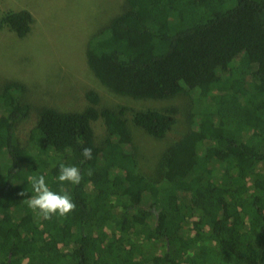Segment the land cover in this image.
<instances>
[{
    "label": "trees",
    "instance_id": "1",
    "mask_svg": "<svg viewBox=\"0 0 264 264\" xmlns=\"http://www.w3.org/2000/svg\"><path fill=\"white\" fill-rule=\"evenodd\" d=\"M33 21L27 9L9 10L0 27L24 37ZM85 55L116 94L192 96L191 128L151 178L139 168L128 115L164 138L177 107H98L90 89L86 108L65 111L31 103L24 83L0 79V264H264V0H125ZM31 115L22 146L16 128ZM61 164L77 166L81 182L58 181ZM38 175L70 194L75 210L44 219L30 209L29 177ZM145 243L157 252L146 254ZM197 246L203 251L189 252Z\"/></svg>",
    "mask_w": 264,
    "mask_h": 264
},
{
    "label": "rangeland",
    "instance_id": "2",
    "mask_svg": "<svg viewBox=\"0 0 264 264\" xmlns=\"http://www.w3.org/2000/svg\"><path fill=\"white\" fill-rule=\"evenodd\" d=\"M124 4L125 0H0V17L9 10L27 9L34 19L30 33L24 37L0 27V79L24 83L31 103L65 111L86 108L89 102L85 94L90 89L100 95L98 107L119 104L134 109L177 107L176 122L164 138L151 136L128 115L139 168L153 178L158 177L167 148L191 128L187 112L192 96L133 98L112 92L94 76L86 61L88 40L104 29ZM35 119L31 115L17 125L16 135L22 146L28 143ZM93 125L96 141L101 143L106 135L105 122L100 118ZM144 245L146 254L157 252V244ZM188 250L203 251L198 246Z\"/></svg>",
    "mask_w": 264,
    "mask_h": 264
},
{
    "label": "clouds",
    "instance_id": "3",
    "mask_svg": "<svg viewBox=\"0 0 264 264\" xmlns=\"http://www.w3.org/2000/svg\"><path fill=\"white\" fill-rule=\"evenodd\" d=\"M82 156L85 160L93 158L91 147L82 149ZM92 174V170H88V175ZM60 182H70L79 184L82 180L81 170L75 165L61 164L59 167V175L57 177ZM31 184V196L26 202L30 209L37 211L44 219H51L53 215L66 216L69 212L74 211L76 204L67 192H56L50 189L44 175L29 177ZM25 190L20 193L21 196L27 195Z\"/></svg>",
    "mask_w": 264,
    "mask_h": 264
}]
</instances>
